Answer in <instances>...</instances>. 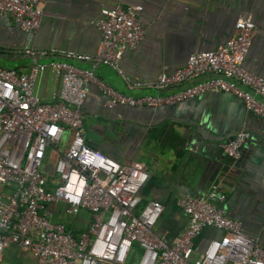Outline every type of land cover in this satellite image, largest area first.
<instances>
[{
	"label": "built area",
	"instance_id": "1",
	"mask_svg": "<svg viewBox=\"0 0 264 264\" xmlns=\"http://www.w3.org/2000/svg\"><path fill=\"white\" fill-rule=\"evenodd\" d=\"M43 1L0 0V16L33 34L40 25ZM140 11L138 5L101 10L92 55L29 49L24 51L30 59L26 72L0 67V261L3 250L14 246L28 253L32 264H128L135 246L139 256L134 264H264V248L210 202L224 200L216 193L219 184L206 198L186 195L176 201L186 222L166 244L151 231L162 206L140 200L139 190L147 179L144 169L134 163L120 165L84 141L81 107L89 83L106 97L107 109L168 107L207 93L227 94L264 121V80L242 67L253 30L247 14L236 17L232 36L215 50L189 54L181 67L160 73L152 82L124 78L130 89H175L171 94L129 97L95 80L92 70L97 66L123 75V52L133 50L142 38ZM43 57L49 61H37ZM45 70L59 81L49 103L40 102L33 91ZM247 138L244 131L235 133L220 145L222 154L235 161ZM50 155L53 162L47 163ZM43 159L48 170L42 175ZM81 211L88 217H80ZM60 216L70 219L68 229L57 221ZM207 228L219 235L196 249L194 240Z\"/></svg>",
	"mask_w": 264,
	"mask_h": 264
},
{
	"label": "crops",
	"instance_id": "2",
	"mask_svg": "<svg viewBox=\"0 0 264 264\" xmlns=\"http://www.w3.org/2000/svg\"><path fill=\"white\" fill-rule=\"evenodd\" d=\"M115 5L140 6L137 21L143 33L136 47L121 56L122 76L105 66L92 70L95 80L110 89L129 97L173 93L171 88L130 89L124 78L152 82L160 73L181 67L189 54L215 50L232 36L240 14L249 15L253 24L242 67L264 80V0H44L40 25L33 34L21 32L8 17L0 16V67L26 72L30 59L24 51L29 49L94 54L99 40L95 22L101 10ZM37 61L47 63L49 58ZM74 65L89 68L86 63ZM58 89V79L45 70L33 91L40 102L49 103ZM105 100L95 83L87 85L81 107L84 141L120 165L134 163L144 169L147 179L139 190L141 203L154 200L162 206L151 229L154 235L172 243L186 222L176 200L186 195L206 198L219 184L216 193L223 194L224 200L210 202L264 248V121L222 94L207 93L159 108L107 109ZM239 131L248 133V138L232 161L220 145ZM71 223L80 227L78 221ZM218 235L214 229H204L194 247L199 249ZM10 251L13 257L8 260ZM136 253L138 249L133 256ZM32 263L28 253L14 246L3 250L0 261Z\"/></svg>",
	"mask_w": 264,
	"mask_h": 264
},
{
	"label": "rangeland",
	"instance_id": "3",
	"mask_svg": "<svg viewBox=\"0 0 264 264\" xmlns=\"http://www.w3.org/2000/svg\"><path fill=\"white\" fill-rule=\"evenodd\" d=\"M65 140H66V136L62 139L61 143L59 144V147H60V148L63 147V145H64V143H65ZM53 159H54V158L50 155V156L48 157V159H47V163H52V162H53ZM47 170H48V167L46 166V162H45V160L43 159L42 162H41L40 168H39V172H40V174L43 175L44 172L47 171ZM176 201H177V200H176ZM175 204H176V202H175ZM80 215H82V216H84V217H88V213L85 212V211H81ZM57 221H59V222H61V223H64L65 225H68V223L70 222V219H67V218L64 217V216H60L59 219H58ZM14 250H15V249H14ZM20 250H21V249H20ZM15 252H16V250L13 251V254H14ZM15 254L17 255V252H16ZM138 256H139L138 253L134 254V256L131 258V261L129 262V264H134L135 259H137ZM12 257H13V255H12V251H10L9 254H8V256H7V259H8V260H11Z\"/></svg>",
	"mask_w": 264,
	"mask_h": 264
},
{
	"label": "trees",
	"instance_id": "4",
	"mask_svg": "<svg viewBox=\"0 0 264 264\" xmlns=\"http://www.w3.org/2000/svg\"><path fill=\"white\" fill-rule=\"evenodd\" d=\"M65 227L68 229L69 228V225H66ZM136 251H137V247L134 246V249H133L132 254H131L132 256H130V258L128 259V264L131 261V258L133 257V253L136 252Z\"/></svg>",
	"mask_w": 264,
	"mask_h": 264
},
{
	"label": "water",
	"instance_id": "5",
	"mask_svg": "<svg viewBox=\"0 0 264 264\" xmlns=\"http://www.w3.org/2000/svg\"><path fill=\"white\" fill-rule=\"evenodd\" d=\"M222 95H227V94H222Z\"/></svg>",
	"mask_w": 264,
	"mask_h": 264
}]
</instances>
